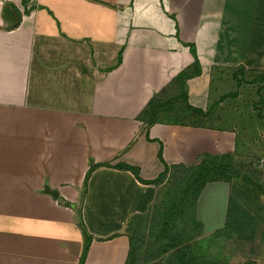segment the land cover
<instances>
[{
  "label": "crops",
  "instance_id": "crops-1",
  "mask_svg": "<svg viewBox=\"0 0 264 264\" xmlns=\"http://www.w3.org/2000/svg\"><path fill=\"white\" fill-rule=\"evenodd\" d=\"M28 9L0 0V264H79L81 214L93 237L85 264H127V228L162 184L116 167L154 181L167 165L233 154L230 99L241 86L234 74L224 92L225 73L264 71V0H30ZM192 44L201 75L187 81L189 103L211 122L224 116V127L148 128L140 118L151 101L177 94V76L194 67ZM93 164L110 167L93 173L83 199ZM229 206L227 183L205 187L206 235L226 225Z\"/></svg>",
  "mask_w": 264,
  "mask_h": 264
},
{
  "label": "rangeland",
  "instance_id": "rangeland-1",
  "mask_svg": "<svg viewBox=\"0 0 264 264\" xmlns=\"http://www.w3.org/2000/svg\"><path fill=\"white\" fill-rule=\"evenodd\" d=\"M240 32L242 33L241 27ZM227 71L224 92L236 86L234 74L241 86L234 89L238 90L239 98L230 99L234 104L231 110L235 115L228 128L237 130V140L235 151L227 155L231 159L233 173L232 181L225 182L230 191L228 223L212 235H206L197 219V206L188 205L182 217L178 218L173 235L176 238L190 237L194 253L208 264H264V80H261L264 78V71L246 73L240 67ZM167 95H176L174 87ZM220 112L225 114V109H219ZM221 116L218 115L214 122L191 116L188 122L220 127V123L225 122L224 118L221 119L224 116ZM179 173V169L170 172L158 191L152 210L139 216L128 226L127 233L134 245L131 264H165L169 254L160 258L155 256L166 248L164 240L160 238V212L165 205L167 190L172 187L174 191L173 188L179 183ZM176 175L178 178L175 179Z\"/></svg>",
  "mask_w": 264,
  "mask_h": 264
},
{
  "label": "trees",
  "instance_id": "trees-1",
  "mask_svg": "<svg viewBox=\"0 0 264 264\" xmlns=\"http://www.w3.org/2000/svg\"><path fill=\"white\" fill-rule=\"evenodd\" d=\"M29 3L30 0H23V6L25 8L26 15L30 13V10L28 9ZM20 21H22V14L19 17V20L16 22L15 27L19 25ZM188 47L190 48L191 53L193 54L196 60L195 65L193 68L184 70L177 76L175 83L179 87V92L175 96L164 97V94L166 93L164 92L161 95H157L148 105L147 109L143 112L140 118L147 125L148 128L152 127L157 123H165L169 125H181V126H195L197 124L188 122L189 117L199 116L200 119H202V118H208L211 115L210 111L205 112L201 109L191 106L189 103L187 81L194 77L200 76L201 67H200V62L198 61L197 50L195 45L193 44L188 45ZM240 70L242 72L245 71L243 67H240ZM236 77L237 75L235 76V78ZM262 78L261 80H264V78L263 79ZM236 96L237 94H232L229 97H236ZM159 157L161 160H163L162 152L160 153ZM230 161L231 159L227 155L222 157L205 156L203 162L198 167L195 168H186L180 166L169 167L167 165L166 171L154 181L143 180L141 178L139 168H134L126 164H120L116 167L117 169L123 171L132 172L136 177V179L140 183L145 185L163 184L167 180L169 173L173 169L180 170L179 183H177V186L173 188L174 191L172 190V187L169 188L170 190L169 189L167 190L165 195L166 197L165 205L161 208V212H160V217H161L160 238L164 240V244L169 246L165 245L166 248H163L161 252L155 256L160 258L165 254L167 255L169 254L168 258L165 261V264H208V262L205 259L196 256L192 246L190 245L192 243L190 237L183 238L179 235L180 237L176 238V236L173 235V230L176 228V225L178 224V218L180 219L182 217L188 205L194 207L197 206L198 200L203 190L209 183L232 181L233 176L231 177V175H233V173L231 172L232 167ZM100 167H110V166L93 164L90 167L84 182V187H83L84 190L82 195L83 199L88 193L90 178L92 177L93 173ZM176 178H178V175L175 176V179ZM47 193H49L51 196L54 197L55 200H58L63 205L69 206V204H66L61 199L58 193L52 192L51 190H47ZM158 210L159 209H157V211ZM138 217L139 216L133 217L129 225H131L133 221ZM227 223L228 222H226V226ZM80 225L85 236V244L79 264H85L90 246L93 241V237L89 234L83 222L82 214H81ZM130 241H131V252L127 264L130 263L133 256L134 245L131 239ZM216 264H220V263H216Z\"/></svg>",
  "mask_w": 264,
  "mask_h": 264
}]
</instances>
